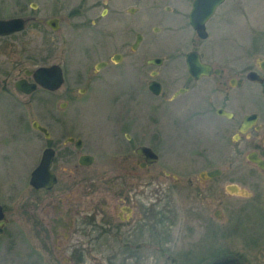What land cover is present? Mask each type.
Listing matches in <instances>:
<instances>
[{
	"label": "rangeland",
	"instance_id": "obj_1",
	"mask_svg": "<svg viewBox=\"0 0 264 264\" xmlns=\"http://www.w3.org/2000/svg\"><path fill=\"white\" fill-rule=\"evenodd\" d=\"M192 1L0 0V18L22 17L28 23L19 33L0 37V81L4 83L10 78L0 87V143L4 140L3 144L7 145L0 146V204L7 220L0 235V264H70L69 250L62 247L61 251L55 252L50 242L44 244L26 214L32 196L38 194L28 184V176L36 166L38 152L43 147L41 138L28 137L27 130L33 131V123L49 125L53 139H57L61 136L59 131L68 130L63 129L65 125L62 130L57 129L54 118L60 117V112L71 113L67 117L74 123L73 135H81L86 142H91L93 136L90 133L95 136L98 126L100 136L97 137L111 144L110 126L116 120L123 121L125 112L137 113L140 128L132 130L137 140L142 137V141L136 143L152 146L153 138H157L154 131L159 128L163 141L171 135L168 126L154 124L156 116L152 115L153 112L164 113L160 117L168 118V121L188 111L208 110L209 117L217 106L226 104L221 99L226 94H230L232 99L227 101L228 109L235 106L233 98L237 87H229L228 93L226 88L220 89L218 97L215 93L213 97L209 94V88H212L208 82L210 79L199 84L201 94L191 91L170 99L174 91L186 85L184 55L191 48V40L196 39L188 22ZM48 17L61 18L57 30L35 21ZM206 30L210 35L202 42L197 40L200 42L197 49L205 59L210 60L211 57L218 67L223 66V79L239 77L244 69L249 68L246 66L256 69V59L264 58V0H225L207 22ZM137 34L141 39L133 47ZM114 53L122 55L119 61L115 59L119 62L120 72L109 70L111 62L109 67L93 71L94 65L102 60L109 61ZM153 57L161 58L162 62L158 65L146 62ZM51 63H60L66 82L71 79L72 101L68 102L59 92L55 95L39 89L30 95H23L15 89L13 79L23 76L24 70L29 76V71L35 67ZM132 66L141 69V91L132 83L135 79V75L129 73ZM81 73L89 78L82 81ZM151 79L161 83L160 94L155 95L148 89L147 82ZM213 80L216 82L218 79ZM82 88L87 91L82 92ZM8 93L15 94L20 103ZM240 101L244 102L243 96H240ZM252 103L260 107L258 102L250 101L248 104ZM258 109L261 111V107ZM81 128L88 129L90 133ZM78 129L81 130L78 132ZM171 129L178 132L175 128ZM203 131L207 132L209 139L210 125ZM185 138V135L180 136L179 146L176 144V147H181L176 151L180 161L177 160L174 168L169 164L171 150L162 147V154L158 153L159 157L162 155L160 162L143 171L152 175L159 169L161 183L153 179V182L137 187L133 218L146 207L147 201L158 197L160 202L156 200L155 205H158L159 211L165 210L159 233L151 236L148 232H141L140 235L138 227L129 226L120 232L104 233L96 229L88 234H77L75 237L85 249L84 259L79 264H209L226 256L237 257L241 264H264L263 211L256 209L259 212L254 214L249 209L242 210L243 200L227 195L223 190L228 182L225 178L218 180L223 183L220 193L209 195L202 201L206 209L205 213L198 210L202 213L201 221L200 215L188 212L191 203L187 201L190 190L184 185L187 167L184 166L182 146L185 145ZM83 150L97 157L101 154L85 146ZM131 150L128 151L129 157L135 158ZM62 156V152L58 154L53 167L61 181L56 190L61 194L69 193L76 202H86L89 198L96 201L107 196L109 189L105 183H63L74 162L69 165ZM111 157L100 158L104 172L99 175L112 173L113 169L108 167L113 166V161L118 162L119 154L115 155L116 158L113 154ZM162 170L178 175L179 181L173 183L167 180ZM241 182V186L256 192L253 187ZM118 186L111 189L115 190ZM262 190L264 194V188ZM70 199L68 197L65 201ZM138 199H142V204H138ZM37 202H33L35 207H38ZM217 209L221 211L219 218L214 215ZM237 213L240 215L236 221ZM112 218L116 220L114 216ZM30 239L37 255L29 259L26 242L29 243Z\"/></svg>",
	"mask_w": 264,
	"mask_h": 264
},
{
	"label": "flooded vegetation",
	"instance_id": "obj_2",
	"mask_svg": "<svg viewBox=\"0 0 264 264\" xmlns=\"http://www.w3.org/2000/svg\"><path fill=\"white\" fill-rule=\"evenodd\" d=\"M50 18H56L58 21L61 19L60 17ZM35 21L38 23H44L40 20ZM50 29L52 28L50 27ZM17 33L19 32H13L0 37L12 36ZM208 35L210 34L207 33L205 38H199L195 33L196 39L191 40V48L187 50L184 55L186 85L184 87H179L176 92L174 91L170 99H175L182 93H191V91H196L201 94L202 89L199 87V84L210 79L208 82L212 84L214 90L209 88V94L213 97V93L218 97L220 89L223 90L226 88L225 92L228 93L229 87H237L235 91L236 96L233 98L235 106H233L232 109H228L227 107V101H232V99L230 98V94H226L221 97L226 104L224 105L223 103L221 106H217L214 109V114L209 117L207 115L209 114L208 110L202 112L188 111L182 113L180 117H172L170 121H168V118L160 117L165 115L164 113L153 112L152 115L156 116V118H154V124L157 126H168L171 135L167 141H163V133H159L161 130V128H159L157 132L154 131V133L157 134V138H153L152 146L136 143L137 141H142V137H138L137 140V137L133 134L132 130L140 128L138 126L141 122L140 118L137 117L139 115L137 113L133 114L125 112L126 116L123 121L116 120L113 125L110 126L111 144L109 142L107 143V140L105 141L97 137L100 136V129L98 126L96 128L95 136L92 135L88 129L81 128L88 130L90 135L93 136L91 142H89V140L86 142L81 135H73V132H75L73 127L74 123L70 117H67L71 113L60 112V117L54 118L57 129L62 130L61 128L65 125L66 127L63 129L68 130L59 131L61 136L57 139H53L48 123H46L48 127L45 126V123L44 125L40 124L44 131L36 128H32L33 131L27 130L29 138L38 139L39 137L42 140L43 147L40 150V153L38 152L39 159L37 164L40 162L44 151L47 149L51 150L52 159L50 170L55 176V182L50 188H34L29 184L33 169L30 171L28 184L38 194L32 196L26 214L34 229L41 236V240H43L42 242L44 244L48 245V242H50L55 252L61 251L62 247L69 250L70 257L68 258V262L70 264H79L80 261H83L84 259L83 253L85 249L83 248V243L75 237L77 234H88L96 229L104 233L112 231L120 232L127 229L129 226L138 227L140 235L141 232H148L151 236L159 233L158 228L160 223L163 222V215H165L163 212L165 210L159 211L158 205H155L156 200H159L158 197H156L155 200H149L147 197V200L149 201H147L146 207L136 214L135 219L133 218V207L136 205V196L138 195L137 187L138 185L153 182V179H157L158 181L156 182L161 183L162 180H159V169L152 172V175L148 172L144 174L143 171L148 169L149 166L160 162L162 147L166 150H171L169 164L173 168L176 166L177 160H179L177 159L176 151L181 148L178 146L181 141L179 137L182 135L186 136L184 140L185 145L182 147L184 149V166L186 165L187 167L185 170L186 179L184 185L190 190V195L187 197V201L191 203V207L188 209L189 213L200 215L199 219L201 221L202 213H199L198 210H201V212L204 210L205 213L206 209L205 204L202 203V201L207 199L209 195L214 196L215 194L220 193V188H222L223 183L218 182V180L222 177L228 181L226 184L228 188H226V186L223 187L225 193L236 197L238 200H243L241 203L243 205L242 210H244V208L245 210L249 209L255 214L256 212H259L256 209H261L264 214V194H262V189L264 188V58L256 59V69L251 66H246L249 68L244 69L242 75H239V77H232L227 80L223 79V66L218 67L215 62L211 60L213 59L211 57L210 60L205 59L204 54L197 49L199 43L206 40ZM190 52H197L199 60L203 64L209 66V72L207 74H200L197 77L190 74L188 65L186 64L187 54ZM116 55L119 56V60L120 58L122 59L121 54L114 53L110 56L109 61L102 60L94 65L93 71L98 72L102 67L107 68L109 67L108 63L111 62V68L109 70H112V73L120 72L121 70H119L118 66L119 62H117L119 60L115 61ZM146 62H148V59ZM161 62L162 59L160 63ZM51 64H57L61 69L63 77L61 85L56 90L38 87L33 92L39 89L55 95L56 92H59L68 100V102L72 101L73 91H71L72 87L69 86L71 79H68L66 82L65 71L60 63ZM129 73L130 75L131 73L135 75V79L132 83L141 91V69L132 66L130 67ZM29 76L25 74L24 70L23 76L13 79V85L20 94L30 95L33 93L26 94L16 86L17 81L22 79L31 82L32 76ZM87 78H89V76L85 73L80 74V79L82 81ZM9 79L10 78L8 77L4 80V83H1L0 81V87L1 85L3 86L8 83ZM213 79L218 80L215 82ZM152 80L157 82L159 88L162 90L161 83L156 79L149 80L147 82V87H149V82ZM256 86L258 87V90H256ZM80 90H82V92L87 91L85 88ZM9 95L11 98L16 97L18 102L20 101L15 94ZM240 96H243L244 102L240 101ZM250 101L260 103L259 106L261 107V111L258 109L260 107L257 108L254 103H252V105L248 104ZM249 108H251V110ZM218 110H221V112H218ZM24 115V118H26V113H24ZM131 115H135L136 117H132ZM80 124L84 123L80 122ZM98 124L99 122L97 125ZM208 124L211 128V137L209 139H207V132H202V129L206 128ZM171 128H175L178 132L172 131ZM81 129H78V132ZM13 132L15 134L14 130ZM94 138H96V140H93ZM3 143H5L4 140L0 143V146L7 147V145ZM176 144H178L177 147ZM59 145L61 146V149L59 148ZM101 145L103 146L99 147ZM131 145L133 146L132 150ZM84 146L88 150L96 151L97 154H101H98L97 157L90 151L83 150ZM140 147L150 148L154 152L156 159L154 161H149L148 159H153V156L150 155L147 157L145 154L138 152ZM129 150L136 155L135 158L129 157ZM61 152L63 153L62 157L67 164L70 165L74 162L73 166H71L73 169H69V173L63 183L67 185L78 183H105L107 185L106 187L109 189L106 192L107 196L96 201H94L93 198H89L86 202H76V200H72L69 193L61 194L56 190L61 181H59L60 177H58L53 167L57 161L58 154ZM117 153L119 154L118 162L113 161L111 163L113 166L108 167L113 169L112 173L99 175L101 172H104L100 165L103 163L100 158L103 157L104 159H110L112 158V154L113 157L116 158L115 155ZM158 153H161L160 157ZM180 164L181 163H179V166ZM84 168L87 169L84 170ZM208 172H213V175L209 176ZM162 173L164 178L173 183H177L180 179L178 175L172 172L162 170ZM240 181H242L241 183H246L253 187L256 192L249 191L247 188L241 186L239 184ZM130 184H134L135 186H131ZM116 185L119 186L116 187L115 190H112L111 188H114ZM142 191L143 189L140 191V197ZM68 197L71 199L65 201ZM216 199L218 198H214V200ZM36 200H38V202ZM141 200L142 199H138V204H142ZM34 201L37 202L38 207L34 206ZM198 203H200L199 207L197 206ZM0 206L2 211V218L0 219L1 235L5 230L7 220L5 219L3 205L0 204ZM220 213L221 211L219 209L214 211V215L217 218L220 217ZM239 215L240 213H237L236 221L238 220ZM112 216H114L116 220H114ZM131 221H135V223L132 224ZM29 237L31 238L30 234ZM48 237H50L49 240ZM31 241L32 240L30 239L29 243H31ZM29 243L26 242L27 248L29 249L28 258L30 259L34 254L37 255V251L32 247V243L31 246ZM233 259L237 264H241L237 257L233 256Z\"/></svg>",
	"mask_w": 264,
	"mask_h": 264
},
{
	"label": "water",
	"instance_id": "obj_3",
	"mask_svg": "<svg viewBox=\"0 0 264 264\" xmlns=\"http://www.w3.org/2000/svg\"><path fill=\"white\" fill-rule=\"evenodd\" d=\"M224 0H193L191 10L188 14V20L191 27L196 31L200 38L206 37L205 23L213 15L215 9ZM35 6V5H32ZM41 22L46 23L52 29H58V19H40ZM26 20L22 17H13L8 19H0V35H7L12 32H18L25 28ZM141 39V36L137 35L136 43L133 47H136L137 42ZM116 60H119V56L116 55ZM161 59H150L149 63H159ZM186 62L188 65L189 72L192 76L197 77L200 74H207L209 72V66L203 64L199 60L197 52H191L187 54ZM32 75V82H27L26 80H19L16 86L19 90L25 93H31L38 86L49 89L56 90L59 88L63 81L62 72L57 64H52L49 66H39L32 71H29ZM149 88L154 94L160 93L159 84L155 81L149 82ZM221 112V110H218ZM33 127L39 130H43V127L37 123H33ZM138 152L148 156H153V159H148L149 161H154V152L147 147H140ZM154 154V155H153ZM52 159V152L50 149L44 151L43 156L34 168L30 177V184L35 188L46 187L50 188L55 182V176L50 170ZM208 175H213V172H208ZM2 218V211L0 206V219ZM209 264H237L233 258H224L217 260Z\"/></svg>",
	"mask_w": 264,
	"mask_h": 264
}]
</instances>
